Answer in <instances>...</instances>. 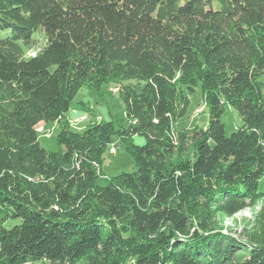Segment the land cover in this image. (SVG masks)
I'll list each match as a JSON object with an SVG mask.
<instances>
[{
  "label": "trees",
  "instance_id": "obj_1",
  "mask_svg": "<svg viewBox=\"0 0 264 264\" xmlns=\"http://www.w3.org/2000/svg\"><path fill=\"white\" fill-rule=\"evenodd\" d=\"M104 84L124 121L73 129ZM197 89L207 126L175 131ZM57 121L50 150L37 127ZM112 145L133 171L104 174ZM263 178L264 0H0V264H264Z\"/></svg>",
  "mask_w": 264,
  "mask_h": 264
},
{
  "label": "rangeland",
  "instance_id": "obj_2",
  "mask_svg": "<svg viewBox=\"0 0 264 264\" xmlns=\"http://www.w3.org/2000/svg\"><path fill=\"white\" fill-rule=\"evenodd\" d=\"M40 31L36 32L38 36ZM44 44V39L39 38V44L33 50L28 52V55H34ZM116 84H104L100 91L84 86L79 91L75 98L68 120L73 129L82 131L90 124L98 120L113 119L117 124L124 121V104L120 98V93L116 92ZM81 101L86 103V108L80 110ZM200 109V110H199ZM223 121L226 124L227 134H230L242 125V119L237 111L234 109H226L223 116ZM209 121V111L206 101L202 96L200 89L191 96V105L187 115L181 118L175 125V131L183 128H193L196 125L207 126ZM41 144L50 150H58L59 145L56 140L57 132L60 129L59 122H41L38 127ZM137 143L143 144L144 137H137ZM112 147V146H111ZM113 151L107 150L103 158V171L108 177L115 176L121 172L133 171L135 169V162L133 157L122 147L115 146ZM106 176L99 177L100 184H106ZM260 189L264 190V178L261 180ZM262 203L258 202L247 207L236 215L229 217L221 214L219 220L224 230H232L239 232L241 229L247 227L251 228L256 220V216L260 211ZM4 216L0 213V220ZM22 222L21 218H9L4 221L6 227L11 228L16 224Z\"/></svg>",
  "mask_w": 264,
  "mask_h": 264
},
{
  "label": "built area",
  "instance_id": "obj_3",
  "mask_svg": "<svg viewBox=\"0 0 264 264\" xmlns=\"http://www.w3.org/2000/svg\"><path fill=\"white\" fill-rule=\"evenodd\" d=\"M115 149H116V147L114 145H112V147L110 148V151H113Z\"/></svg>",
  "mask_w": 264,
  "mask_h": 264
},
{
  "label": "bare ground",
  "instance_id": "obj_4",
  "mask_svg": "<svg viewBox=\"0 0 264 264\" xmlns=\"http://www.w3.org/2000/svg\"><path fill=\"white\" fill-rule=\"evenodd\" d=\"M200 110V109H199Z\"/></svg>",
  "mask_w": 264,
  "mask_h": 264
}]
</instances>
